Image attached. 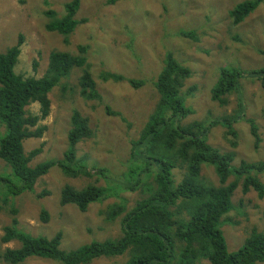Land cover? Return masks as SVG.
<instances>
[{"label":"rangeland","instance_id":"1","mask_svg":"<svg viewBox=\"0 0 264 264\" xmlns=\"http://www.w3.org/2000/svg\"><path fill=\"white\" fill-rule=\"evenodd\" d=\"M70 1L0 0V52L16 45L23 36L15 72L36 78L46 74L54 50L86 58L84 67L94 82L93 89L83 83L84 68L73 67L49 94L51 110L40 122L45 126L41 137L29 138L24 145L27 152L41 150L33 164L64 158L72 117L79 112L88 120L92 133L76 145L75 161L84 164L91 175L74 177L55 165L37 181L33 191L7 200L2 195L0 237L14 218L19 228L34 236L52 237L61 232L64 249L121 235L120 219H106L102 210L122 198L130 207L139 193L125 190L119 197L90 204L82 211L75 204L61 203L62 190L66 185L76 189L93 183L108 186V182L116 184L115 180L123 176L131 141L140 136L158 104L155 81L168 53L191 69L184 90L194 87L188 105L195 112L187 119L223 117L242 108L240 119L234 123L236 135L217 124L209 142L221 151H232L236 165L264 160V82L257 78L242 80L241 90L229 95L225 106L211 96L220 67L264 68L260 53L264 49V0L239 23L234 22L230 10L244 0H80L76 28L68 35L50 31L47 23L51 17L46 12L54 11L62 17ZM109 73L124 79L115 80ZM129 79L142 85L134 87ZM29 109L39 114L40 105L33 103ZM249 120L258 127L259 140ZM3 130L0 124V133ZM10 172L0 158V174ZM202 173L210 178L207 181L218 183L212 166H204ZM236 178L231 175L228 182ZM242 185L239 181L232 197L234 208L223 217L222 230L231 250L238 248L252 229L264 232V196L254 189L245 193ZM19 245L0 242V249ZM127 258L128 254L100 257L90 264H125ZM21 264L59 262L32 256ZM198 264L211 263L202 260Z\"/></svg>","mask_w":264,"mask_h":264},{"label":"trees","instance_id":"2","mask_svg":"<svg viewBox=\"0 0 264 264\" xmlns=\"http://www.w3.org/2000/svg\"><path fill=\"white\" fill-rule=\"evenodd\" d=\"M260 2L244 0L237 3L230 10L234 22L243 21ZM79 6L80 0L66 3V13L62 17L47 11L46 15L51 17L47 28L63 35L70 34L78 24L75 16ZM21 40L23 36L16 45L0 52V124L4 127L0 133V158L11 168L10 173L0 174V210L2 195L7 200L10 196L33 191L37 181L55 165L74 177L91 175L84 164L75 161L76 145L92 133L88 120L79 112L72 117L69 148L64 158L33 164L41 150L36 148L27 152L24 145L29 138L41 137L45 126L40 122L51 110L49 94L73 67L84 68L83 83L93 89L94 82L84 67L86 58L54 50L44 76L25 77L15 72ZM80 49L84 50L81 46ZM260 53L264 56V49ZM108 76L124 79L120 74L109 73ZM190 76L191 69L168 53L155 81L160 96L158 104L140 136L131 141L123 176L115 180L116 184L108 182V186L93 183L76 189L66 185L62 190L61 203L75 204L82 211L90 204L119 197L125 190L139 193L130 207L122 198L102 210L106 219H120V236L64 249L61 232L52 237L34 236L19 228L14 218L13 224L4 227L0 242L13 241L20 245L0 249V261L21 264L27 258L37 256L56 260L59 264H90L100 257L128 254L125 264H198L202 260L211 264H264L263 231L252 229L242 244L231 250L222 230L223 217L234 208L232 197L239 181L243 182L245 193L254 189L260 197L264 196V160L243 161L236 165L232 151H221L209 142L210 132L217 124L236 135L234 123L240 119L242 108L223 117L187 119L195 112L188 105L194 87L184 90ZM246 78L264 82V68L220 67L218 80L211 90L212 99L222 106L227 105L228 96L239 92L242 80ZM129 82L134 87L142 85L136 79H129ZM33 103L40 105L39 114L30 111ZM238 106L241 107L242 102ZM249 121L252 133L259 140L258 127ZM204 166L214 168L217 184L207 181L210 178L206 179L202 173ZM231 175L237 178L228 182ZM42 213L46 220L47 213Z\"/></svg>","mask_w":264,"mask_h":264}]
</instances>
